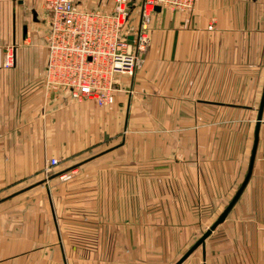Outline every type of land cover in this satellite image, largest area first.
I'll list each match as a JSON object with an SVG mask.
<instances>
[{
    "label": "crops",
    "instance_id": "1",
    "mask_svg": "<svg viewBox=\"0 0 264 264\" xmlns=\"http://www.w3.org/2000/svg\"><path fill=\"white\" fill-rule=\"evenodd\" d=\"M47 16L44 0H0V264H174L247 173L264 0L156 10L142 67L104 107L44 86ZM181 264H264V104L247 183Z\"/></svg>",
    "mask_w": 264,
    "mask_h": 264
},
{
    "label": "built area",
    "instance_id": "2",
    "mask_svg": "<svg viewBox=\"0 0 264 264\" xmlns=\"http://www.w3.org/2000/svg\"><path fill=\"white\" fill-rule=\"evenodd\" d=\"M131 5V0H112L109 8L99 3L88 9L79 0H44L49 16L43 83L50 94L72 103L112 105L122 91L121 76H132L143 65L156 7L186 13L195 0H140L135 23ZM14 64V46L7 45L1 65ZM57 163L49 158L46 169Z\"/></svg>",
    "mask_w": 264,
    "mask_h": 264
},
{
    "label": "water",
    "instance_id": "3",
    "mask_svg": "<svg viewBox=\"0 0 264 264\" xmlns=\"http://www.w3.org/2000/svg\"><path fill=\"white\" fill-rule=\"evenodd\" d=\"M156 10H160V8L156 7ZM263 104H264V88H263V93H262V97H261V101H260L257 121H256V125H255L254 142H253V147H252V151H251V155H250L249 167H248L247 173L245 175V178H244L241 186L239 187V189L237 190V192L235 193L234 197L229 202L227 207L224 209V211L218 216L216 221L210 227H208V229L201 235V237L199 239H197V241L174 264H181L198 246L203 244L205 238L210 234V232L212 230H214L215 227L225 219L227 213L229 212V210L231 209V207L235 203L237 197L241 193L243 187L247 183V180L251 174L252 163H253V159L255 156V150H256L257 139H258L259 122L261 120V112H262Z\"/></svg>",
    "mask_w": 264,
    "mask_h": 264
},
{
    "label": "rangeland",
    "instance_id": "4",
    "mask_svg": "<svg viewBox=\"0 0 264 264\" xmlns=\"http://www.w3.org/2000/svg\"><path fill=\"white\" fill-rule=\"evenodd\" d=\"M133 23H135V18L133 17Z\"/></svg>",
    "mask_w": 264,
    "mask_h": 264
}]
</instances>
